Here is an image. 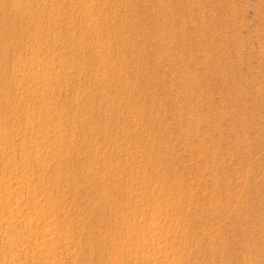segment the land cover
<instances>
[{
	"label": "rangeland",
	"instance_id": "1",
	"mask_svg": "<svg viewBox=\"0 0 264 264\" xmlns=\"http://www.w3.org/2000/svg\"><path fill=\"white\" fill-rule=\"evenodd\" d=\"M0 264H264V0H0Z\"/></svg>",
	"mask_w": 264,
	"mask_h": 264
}]
</instances>
